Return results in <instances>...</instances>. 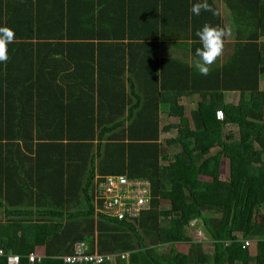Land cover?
Instances as JSON below:
<instances>
[{
  "label": "trees",
  "instance_id": "1",
  "mask_svg": "<svg viewBox=\"0 0 264 264\" xmlns=\"http://www.w3.org/2000/svg\"><path fill=\"white\" fill-rule=\"evenodd\" d=\"M221 1L231 30L218 0H208L218 16L193 15L198 0H0V27L15 31L0 64V264L11 255L32 264L39 252L34 264H64L77 242L88 253L128 254L116 264H264V217L251 228L264 208V0ZM179 21L169 38L135 31ZM205 23L228 32L209 75L155 54L157 41L174 40L197 58ZM133 42L152 48V62L134 60ZM194 95L192 128L160 126L161 110L181 119L180 100ZM111 174L150 181L151 207L138 219L95 213L94 178ZM191 211L212 241L209 254L187 235ZM238 239L254 242L255 253L223 244ZM173 240L187 251L158 252Z\"/></svg>",
  "mask_w": 264,
  "mask_h": 264
},
{
  "label": "built area",
  "instance_id": "2",
  "mask_svg": "<svg viewBox=\"0 0 264 264\" xmlns=\"http://www.w3.org/2000/svg\"><path fill=\"white\" fill-rule=\"evenodd\" d=\"M93 183L96 214L118 221H133L151 207V184L148 179L129 178L126 175L119 174L96 175ZM194 222L195 220L190 224ZM207 242L212 244L210 239ZM252 243L251 240L242 239H238L236 242H223L225 247L241 244L242 248H249ZM2 255H4V252L0 250V256ZM41 258L42 255L38 253L29 255L32 264L41 261ZM61 258L64 264H116L117 259L127 261L128 254L101 255L96 252L88 253L86 244L77 242L73 245L72 253ZM19 261L20 257L18 255L9 257V264H19Z\"/></svg>",
  "mask_w": 264,
  "mask_h": 264
},
{
  "label": "clouds",
  "instance_id": "3",
  "mask_svg": "<svg viewBox=\"0 0 264 264\" xmlns=\"http://www.w3.org/2000/svg\"><path fill=\"white\" fill-rule=\"evenodd\" d=\"M202 11L211 12L213 16H218V10L214 9L208 0H198L190 7L193 15L199 16ZM195 35L199 38L202 47L195 50L198 59L193 61V66L202 76L209 75L211 66L222 57L224 51L227 30L220 25L205 23ZM15 41V31L8 26L0 27V64H7L9 60V45Z\"/></svg>",
  "mask_w": 264,
  "mask_h": 264
},
{
  "label": "crops",
  "instance_id": "4",
  "mask_svg": "<svg viewBox=\"0 0 264 264\" xmlns=\"http://www.w3.org/2000/svg\"><path fill=\"white\" fill-rule=\"evenodd\" d=\"M101 1L104 2V0H101ZM218 5H219V3H218ZM220 8H223L224 11H226V8H225V6H224L223 3L222 4L220 3ZM220 8H219V11H220V14H221ZM11 12L12 13L15 12L14 14H16V15H21V14L25 13L26 11H25L24 8H22V9H20L18 11H17V9H15V10L13 9ZM185 12H187V11H185ZM221 16L223 17L222 14H221ZM176 25H177L176 27H172V26L170 27L169 26V27H167V28H165V29H163L161 31V29H162L163 26H162V24H160L159 25V30L155 31L154 30V27H152L150 24H149V27H150L149 30L146 29L142 24H139L137 26V28L135 29V31L136 32H139L140 34H147L148 32H153V33L162 35L164 38H169V37L173 36L175 33L181 31L180 27L178 26V25H181V22L179 21L178 24H176ZM225 25H226V27H227L228 30H231L232 29L230 23H229V25L228 24H225ZM167 34L168 35L170 34V36H168ZM85 42H88V41H85ZM93 42H95L94 45H97V44L100 43V41H97V42L96 41H93ZM141 42H144L145 44H148V43H151L152 44V41H141ZM137 43H138V41H137ZM158 43H159V48H158V50L155 51V54L159 58L160 57H166V58L180 60L181 62H185V63H187L190 66H193V61L195 59H198V58H194L192 56V54L190 53V51L188 49H186V47L184 46V43L181 42V41L179 42V41H174V40H166V41H157V44ZM133 44L135 45V46H132V47H134V50H133L134 60L137 63H139L140 65L143 64V66H144L145 64L148 63V61L152 62V60H153V58H152V48H149L147 46L145 48V51H144L142 47L136 45V42H133ZM75 47H80V46H75ZM88 48H89V46H86L85 50L88 49ZM83 50H84V48H83ZM79 53L81 54V52H79ZM112 57H113V55L111 56V61L113 62V58ZM117 59H118V57L116 58V61H117ZM261 83H263V85H264V81H261L260 82V88L261 89H264L262 87L263 85H261ZM3 95H5V94H3ZM232 95L238 96V93H234V92L226 93L225 94V99L229 103L236 104L238 100L236 102H233L229 98ZM197 101H198V97L196 95H194V96L190 97L189 99H185V98L181 99L180 100V104H182L184 107H188L189 108L188 110L190 112L192 109L195 108ZM7 105H8V103H5V107ZM162 112H163V110H161L160 113H162ZM185 112H186V109H185ZM169 119H175V118H169ZM160 123H161L160 126L165 125L161 121H160ZM160 137L162 138L161 135H160ZM228 175H229V171H228Z\"/></svg>",
  "mask_w": 264,
  "mask_h": 264
},
{
  "label": "rangeland",
  "instance_id": "5",
  "mask_svg": "<svg viewBox=\"0 0 264 264\" xmlns=\"http://www.w3.org/2000/svg\"><path fill=\"white\" fill-rule=\"evenodd\" d=\"M218 3H219V8H220V3L222 4V1L218 0ZM221 10V14L223 15V19H224V23L225 24H228V11H224L223 8H220ZM261 85H263V83H261ZM264 88V85L262 86ZM233 102H236L238 100V96H230L229 97ZM186 109V112H185V115L183 118L181 119H169L166 115V113L162 112L160 113V119H161V122L163 124H177L178 126L184 128V127H188V128H192V124H191V121H190V112H189V108L188 107H185ZM226 132H229V133H232L234 135H236V132H237V128L235 126H228L226 127ZM176 135V130L175 129H171L170 132L168 133H161V141H163L165 138H169V137H174ZM196 149H199L198 147ZM179 157H184L183 155L181 154H178ZM228 171H229V166H228V161L226 159H223L221 161V165H220V178L222 180H225L228 178ZM161 208H168L169 205H168V202L167 201H161ZM195 214L196 212L195 211H191V218L192 216L196 217V215H193ZM0 216H1V212H0ZM262 217H264V208H260L258 214H256L254 216V219H253V222H252V225H251V228L252 229H255L262 221ZM0 219L3 221L4 218H1ZM193 220H191L192 222ZM161 224L163 225H169V221H161ZM187 235L190 237L191 241L196 243V242H201L202 243V246H203V250L205 252H207L208 254L212 252V245L209 244L207 241L209 240L207 234L204 232L203 230V227H202V224L199 220V217L195 219V222L193 224H190L188 230H187ZM189 244L187 242H178L177 240H173L172 243L170 244H167L166 246H161L159 247L157 250L158 252H161L163 249H174L175 251H178V252H181V253H185L187 251V248H188ZM230 249V248H228ZM42 251V250H40ZM249 251H250V254L253 255L255 253V245H254V242L252 243V245L249 247ZM40 254H42L41 252H39Z\"/></svg>",
  "mask_w": 264,
  "mask_h": 264
}]
</instances>
